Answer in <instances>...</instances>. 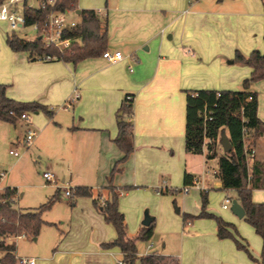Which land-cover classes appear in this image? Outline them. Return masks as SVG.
<instances>
[{
    "label": "crops",
    "instance_id": "crops-1",
    "mask_svg": "<svg viewBox=\"0 0 264 264\" xmlns=\"http://www.w3.org/2000/svg\"><path fill=\"white\" fill-rule=\"evenodd\" d=\"M83 9L78 0L77 9L70 13L78 23ZM90 9L108 28L106 51H121L122 60L112 62L103 55L78 63L30 60L28 52L13 51L6 37L0 36V85H7V95L39 101L54 110L52 117H39L40 126L30 123L37 128L39 147L44 140L64 163L58 168L60 159L52 156L51 169L45 172H52L62 183L61 192L78 185L92 186L97 192L108 185L109 174L123 156L116 144L119 109L126 95H132L134 151L114 177L116 186L131 187L119 199L128 229L138 230L149 217L155 223L149 254L170 255L180 264H259L255 259L261 258L263 240L244 217L221 212L255 259L234 239L220 238L216 222H186L178 216L182 207H177L175 216L172 200L186 187V173L193 175V185L183 191L186 212L199 211L203 191L208 194L209 212L216 208L215 191H224L220 199L228 190L234 191L233 199L226 197L231 204L237 197L235 189L223 188L217 158L208 160L206 153L186 148L187 91L244 89L252 68L236 63L234 56L236 51L247 56L254 49L264 54V0H109L105 7ZM255 21L258 24L253 25ZM250 90L258 93V116L264 121V79ZM76 93L80 96L72 101ZM224 134L228 136L227 131ZM252 148L255 154L249 163L264 162V136L257 137ZM191 192L192 200L198 201L195 209L190 206ZM253 200L264 202V189H254ZM92 201L87 196L76 200L79 220L92 223L100 232L93 242L114 240L116 228ZM159 234L162 244L158 246L152 239ZM171 238L180 241L178 247ZM104 251L99 249L101 254ZM16 255L21 257L18 250ZM51 262L64 264L56 256Z\"/></svg>",
    "mask_w": 264,
    "mask_h": 264
},
{
    "label": "trees",
    "instance_id": "trees-1",
    "mask_svg": "<svg viewBox=\"0 0 264 264\" xmlns=\"http://www.w3.org/2000/svg\"><path fill=\"white\" fill-rule=\"evenodd\" d=\"M78 0H62L60 8L77 9ZM47 9L25 8L27 26L41 22ZM67 36L80 41L73 42L69 48L59 51L55 47H46L39 38L21 37L17 32L8 34L6 42L13 51L29 53L30 60L34 54L60 55L59 60L78 63L89 57L103 55L108 46V28L102 25L98 12L83 9L81 21ZM234 61L252 68L250 77L243 81V90L200 89L187 91L186 105V148L196 154L206 153L208 160L218 159L217 176L224 189H235L236 199L245 210V220L254 227L263 240L261 258L255 259L248 243L237 237V230L232 223L207 211L208 194L202 192V211L199 215L185 213L184 220L190 221L200 217H214L218 224L220 238H232L240 249L245 250L259 264H264V202L253 200V190L264 189V162L254 160L251 164L247 150L255 145V139L264 136V121L258 116V93L251 91L253 83L264 79V54L254 49L249 55L236 51ZM7 85H0V121L18 125L21 115L26 112L43 111L52 117L54 110L39 101H19L6 93ZM131 96V99H128ZM205 109L211 119L204 117ZM133 96L126 95L118 114L119 135L116 144L123 156L118 160L108 177V185L97 192L92 187L78 185L71 189V197H92L94 205L117 231V237L102 244L104 248L119 247L125 264H180L179 260L170 255L152 253L140 257L137 244L140 240H149L154 235L155 223L151 221L143 225L137 236H130L125 214L119 209V199L123 191L131 187H118L114 177L134 151L133 142ZM227 131L232 145L228 152L223 151L221 136ZM185 186L193 185V175L185 174ZM16 187H6L0 192V250L4 255L0 264H16V241H8L11 237L36 238L45 224L56 225L44 220L43 213L60 199V189L49 201L34 210H21L14 206Z\"/></svg>",
    "mask_w": 264,
    "mask_h": 264
},
{
    "label": "rangeland",
    "instance_id": "rangeland-1",
    "mask_svg": "<svg viewBox=\"0 0 264 264\" xmlns=\"http://www.w3.org/2000/svg\"><path fill=\"white\" fill-rule=\"evenodd\" d=\"M107 1L109 0H79V5L81 8L83 6L84 9L99 8L100 6L105 7ZM73 16L78 18L77 14ZM255 24H258L257 21L253 23V25ZM12 33L13 31L9 23L7 21H0V36H2L3 39L5 37L7 39V34ZM17 33L19 36L26 38H33L36 34L31 27L18 29ZM40 112V114L29 112L32 118L31 121L36 126H40L38 123V121H40L39 117L47 118V115L43 111ZM30 123L22 119H20L18 125L0 121V171L7 170L8 172L7 176L0 180V187L6 188L13 185L18 188L14 206L21 210H34L39 208L47 203L55 194L56 190L61 187V185H59L61 182L58 179L57 183H52L48 182L43 176V173L47 171V169H51L50 162L53 159L52 156L59 157L57 153L53 151L44 140H42L41 147H39L37 136L31 143L23 141L27 130L37 129ZM10 150L19 152L20 156L11 154ZM58 159H60L58 168H61L64 163L61 161V158ZM2 191L3 189L0 190V192ZM178 191L179 193L175 195L177 197L173 198L174 201L172 200L174 215H178L176 213L177 207H182L181 213L178 215L182 219L185 213L199 215L202 211V202L200 201L201 205L197 213L192 210L186 212L183 210L182 206V200L186 194H184L182 190ZM215 192L217 195L213 194V196L216 195V200L214 201L216 208H214L212 212H209L208 209L207 211L221 218L223 217L221 215L223 211L233 213L231 205L229 206V210H224L223 204L227 196H231L232 199L234 198V191L228 190L221 199L219 194L224 191L217 190ZM64 193L65 191H60V199L57 200L50 209L43 213L44 220L55 223L56 225H43L40 234L36 237L37 240L33 237H11L8 239L10 242L16 241L19 256L34 257L37 259L38 264H52L51 259L54 256H56V260H59L60 263L64 262V264H71L72 260L75 264L78 262H80V264H118L119 261L122 260L121 252L118 247L104 248L102 246L103 242H93L92 240H98L100 232L96 230L92 223L79 220L78 214L75 211L76 207L74 206L79 197H64ZM155 193L157 192L155 191ZM189 196L191 198L190 206L192 209H195L198 201L192 200V192ZM75 216H77V218ZM196 219L212 220L217 224V220L214 217H200ZM141 227L142 226H140V228L138 227L139 229L133 232L128 229L130 236H137ZM161 237L162 235L160 236L159 234V236H156L152 241L156 242L159 246L162 244ZM171 240L174 244H176V242L180 244L178 239L176 241L175 238H171ZM149 242L150 239L140 240L138 242V255L140 257L149 254ZM178 243L176 244L177 247ZM99 249L105 250L106 252L104 251L101 254L99 253ZM186 249L189 253L188 246ZM159 250H162V248L160 247ZM3 255L4 251L0 250V258ZM136 264H140V261L138 260Z\"/></svg>",
    "mask_w": 264,
    "mask_h": 264
},
{
    "label": "built area",
    "instance_id": "built-area-1",
    "mask_svg": "<svg viewBox=\"0 0 264 264\" xmlns=\"http://www.w3.org/2000/svg\"><path fill=\"white\" fill-rule=\"evenodd\" d=\"M62 0H0V21H7L13 32H17L18 29L25 27H31L36 32L35 37H39L45 44L46 47H55L59 51H64V49L69 48L73 42L80 41L79 39H74L67 36V32L72 30L77 26L78 21L70 16V13H74L72 9L62 10L60 8V3ZM32 9H47L49 11L46 13L45 18L41 22H36L31 26H27V17L24 13L25 8ZM60 55L52 54H34L33 58L35 60L51 62L54 60H59ZM103 57L107 58L109 61L116 62L123 59V53L121 51H105ZM79 94L76 93L72 101L79 98ZM131 99V96H128ZM204 117L206 119H211L205 109ZM21 119L30 123L31 116L29 112L23 113ZM37 136V132L34 129L27 130L23 141L31 143ZM11 154L20 156L17 151L10 150ZM255 154V149L251 148L247 150L248 160ZM7 171H0V180L6 177ZM44 178L48 182L57 183V178L52 172H44ZM1 190V188H0ZM189 186L184 187L183 191L188 192ZM163 188L158 189V193H162ZM65 196L71 197V189L65 190ZM231 204V198H227L223 205L224 208H228ZM16 264H36V259L31 257H18ZM118 264H125L123 260H120Z\"/></svg>",
    "mask_w": 264,
    "mask_h": 264
},
{
    "label": "water",
    "instance_id": "water-1",
    "mask_svg": "<svg viewBox=\"0 0 264 264\" xmlns=\"http://www.w3.org/2000/svg\"><path fill=\"white\" fill-rule=\"evenodd\" d=\"M79 13H81V11H79ZM221 144L223 147V150L225 152H228L232 145L230 143V140L228 138V136L226 134L223 133L222 137H221ZM231 210L233 211V213L235 215H237L238 217L242 218L245 216V210L244 208L241 206V204L238 202L237 199L232 200V204H231ZM151 222L150 218L147 217L144 221L143 224L144 225H148Z\"/></svg>",
    "mask_w": 264,
    "mask_h": 264
}]
</instances>
